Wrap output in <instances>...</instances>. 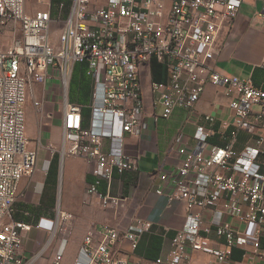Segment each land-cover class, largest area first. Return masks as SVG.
<instances>
[{
    "label": "built area",
    "instance_id": "built-area-1",
    "mask_svg": "<svg viewBox=\"0 0 264 264\" xmlns=\"http://www.w3.org/2000/svg\"><path fill=\"white\" fill-rule=\"evenodd\" d=\"M66 18L64 3L52 17L51 0H36L38 9L27 10L26 0H0V36L9 30L8 46L0 48V264H62L66 239L58 242L53 257L40 259L53 246L61 223L69 215L59 212V220H40L34 227L42 249L34 256L22 252V239L32 227L14 219L19 182L33 176L40 146L29 149L26 135L27 103L36 116L53 120L54 110L44 112L49 98L61 115L65 156L82 158L91 168L93 182L87 193L105 209H119L125 198L111 193L113 172H136L137 157L124 150L126 136L139 137L144 125L141 73L149 76L151 60L162 65L166 81L150 82L160 106V118L168 120L175 109L193 110L207 85L224 90L230 98L229 109L234 131L222 147L208 154L190 151L174 139L180 165L160 175L169 202L184 205L183 226L171 240L165 262L182 264L188 252L212 256L218 263L230 261L235 247L245 251L246 240L231 226L250 223L264 236V135L258 134L256 148L240 153L234 149L236 132L255 134L251 118L264 131V90L250 78L219 72L213 62L220 32L233 23L244 0H69ZM261 16H264V1ZM62 23L56 40L55 24ZM86 64L91 80L89 125L82 127L81 106L69 102V83L73 66ZM49 85V90L45 86ZM39 92V96H37ZM254 108L257 111H254ZM206 127H198L195 139L204 143L212 134L215 118L203 116ZM224 127L228 124L224 123ZM262 161L255 165L257 156ZM237 158L243 164H231ZM105 186L104 192L99 190ZM228 196V197H227ZM223 200L224 203H220ZM212 215L205 224L204 212ZM211 228L221 241L213 248L208 237ZM151 223L132 220L120 232L108 225L92 228L85 234L79 257L84 264H127L114 256L112 249L121 240L134 252ZM252 252L264 264V247L258 241ZM79 264V262H75Z\"/></svg>",
    "mask_w": 264,
    "mask_h": 264
},
{
    "label": "crops",
    "instance_id": "crops-1",
    "mask_svg": "<svg viewBox=\"0 0 264 264\" xmlns=\"http://www.w3.org/2000/svg\"><path fill=\"white\" fill-rule=\"evenodd\" d=\"M263 1L244 0L236 19L220 32L216 41L217 56L213 62L217 71L239 78H250L253 85L262 90H264V16H261ZM148 72L149 76L142 72L140 79L145 128L139 137L126 136L124 141L125 152L132 157H137L138 170L121 175L113 172L111 193L126 199L122 207L117 210L105 209L96 197L87 193L88 184L93 182V177L90 174L91 168L82 158L67 156L62 164L59 156L56 160L52 182L55 185L57 167L59 164L63 165L65 170L62 212L69 215L70 230H74L79 235L77 241L65 237L66 250L62 264H75L76 261L84 264V260L79 257V249L88 230L108 225L120 232H125L135 218L150 222L151 230L141 237L134 252L128 249L126 241L121 240L112 249L114 256L127 260V264H157L156 261L159 259L165 262L171 249V240L183 226L186 216L181 202H169L166 196L155 193L157 189L163 188L160 175L175 170L183 159L177 151V145L173 143L175 137L178 134L181 136L180 146L190 151L201 150L204 154H208L213 147H222L234 131L229 109L230 98L223 89L213 85L206 86L193 110L177 108L168 120L160 118V106L150 88L151 67ZM49 88V85L45 86L46 90ZM46 97L49 98L47 102L50 104L45 105L44 112L50 111L51 108L56 110L57 107L52 105L53 98L48 97V94ZM254 111L257 110L254 108ZM54 113L53 120L42 119L44 122L41 124V127L48 129L49 137L53 141L62 130L61 115L58 111ZM56 114L58 117L55 118ZM205 115L213 116L215 122L211 126L212 134L204 143H200L195 139V134L198 127H206L203 120ZM251 120L257 127L256 132L255 134L245 131L236 132L234 149L237 153L248 147L256 148L257 135H264V131L260 128L261 123L254 118ZM224 123L228 126L224 127ZM26 135L29 140V149H34L38 142L39 156L43 144L48 140L44 139V134H41L37 141L31 134L29 138L27 126ZM259 149L264 150V145ZM38 161L39 159L31 179L24 178L19 182L14 205V219L22 220L32 227V230L26 232L22 239V252L27 257L37 250L36 244H39L37 243L39 236L34 227L40 220L55 222L57 216L56 212L51 214L38 212L42 199L38 191L40 189L41 193L44 187L41 182L42 166H38ZM261 161L262 155L259 154L255 165H259ZM48 162L44 157L42 158V164ZM231 164L241 165L243 161L233 158ZM99 190L104 192L105 186L100 185ZM220 203H224L223 200ZM211 215V209L205 210V224ZM231 226L246 240V253L242 248L235 247L229 262L218 263L210 255L189 251L182 264H262V260L252 252L251 247L255 241H258L261 248L264 247V236L258 235V227L255 224L239 222H232ZM208 237L213 248L221 246V241L215 236L213 228ZM59 241H54V249L57 248Z\"/></svg>",
    "mask_w": 264,
    "mask_h": 264
},
{
    "label": "rangeland",
    "instance_id": "rangeland-1",
    "mask_svg": "<svg viewBox=\"0 0 264 264\" xmlns=\"http://www.w3.org/2000/svg\"><path fill=\"white\" fill-rule=\"evenodd\" d=\"M27 10L29 12H34L38 9V5L36 3V0H26ZM63 24L57 23L55 24V28L53 30V38L56 40L57 35L59 31L62 29ZM11 32L9 30L5 32L3 35L0 36V48L4 49L8 46L10 39H11ZM79 66V65H77ZM70 84V83H69ZM75 90V89H74ZM72 93V92H71ZM39 92H37V96H39ZM27 106L29 108V112L27 113V134L30 138V134L32 135L33 139H36L37 141L41 134H44V139L48 140L47 142L43 144L42 151L40 155L38 156V166H42V175H41V182L44 184V187L42 189V192L40 193V189L38 191V195H42L41 199V207L38 209L39 213H46L48 214L56 212V221L59 220V212H62V201H63V193H64V170L65 167L63 165H58L57 167V173H56V181L55 185L52 182V178L54 177V164L52 167H50V160L54 154H57L60 157V161L62 164V161L67 156L64 155L63 152V141H64V134L63 131H59V133L55 136V141L50 139L49 133L47 132L48 129H45L44 127H41V124H43V120L36 116L30 103V99L28 100ZM52 109V108H51ZM56 111V110H54ZM58 117V114L55 115ZM50 139V140H49ZM36 145H39L38 142H36ZM44 155V156H43ZM46 161H49L48 163L42 164V158ZM49 172V175H48ZM28 179H31L28 178ZM70 221V220H68ZM70 222L68 224L63 225L61 223V226L59 227V231L56 234L55 240L59 241L60 239H63L65 237H70L73 240H78L79 235L74 232V230H70ZM55 244V243H54ZM54 244L51 248L47 249L43 257L40 259V261H47L50 260L55 252ZM57 244V243H56ZM37 245V250L31 255L34 256L37 254L43 247V245Z\"/></svg>",
    "mask_w": 264,
    "mask_h": 264
},
{
    "label": "trees",
    "instance_id": "trees-1",
    "mask_svg": "<svg viewBox=\"0 0 264 264\" xmlns=\"http://www.w3.org/2000/svg\"><path fill=\"white\" fill-rule=\"evenodd\" d=\"M61 2H63L65 6L62 18H66L70 6L69 0H51V14L53 18L57 16V6ZM150 67L152 82L160 83L166 81V71L162 65L157 63L155 60H151ZM91 90V80L89 79V77L86 76V64H75L73 66L72 75L70 79L68 99L70 103L81 106L83 128H86L89 125L90 109L88 106L91 100ZM57 158L58 155L54 154L52 161L50 162V167H52V165L54 164V168H56L55 165Z\"/></svg>",
    "mask_w": 264,
    "mask_h": 264
}]
</instances>
